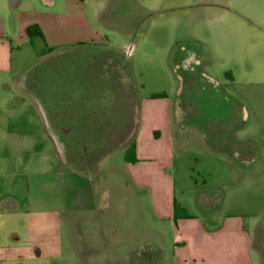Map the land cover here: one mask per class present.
I'll use <instances>...</instances> for the list:
<instances>
[{
    "label": "crops",
    "instance_id": "1",
    "mask_svg": "<svg viewBox=\"0 0 264 264\" xmlns=\"http://www.w3.org/2000/svg\"><path fill=\"white\" fill-rule=\"evenodd\" d=\"M17 9L13 0H0V264H35L50 248L51 258H59L66 218L84 228L80 214L96 210V170L116 150L124 153L132 138L137 161L126 162L123 154L122 168L149 195L158 245L166 235L172 241L168 264H251L253 235L246 220L251 216L229 195L264 184V99H256L257 87L247 83L238 89L247 90L239 93L244 103L236 101L241 112L234 119L244 129L237 135L244 155L235 158L240 165L230 164L224 151L216 160L229 175L199 191L183 183L176 168L179 142L169 97L144 96L138 102L122 54L62 48L60 40H47L41 22L36 24L46 49L41 54L22 49L31 22L16 21ZM59 24L57 18L52 22L57 29ZM27 53L38 61L25 62ZM251 144L253 155L245 148ZM51 182L57 189L50 197ZM183 187L197 192L194 203L176 198V188ZM215 190L220 196L211 203L206 194ZM174 203L189 217L174 221Z\"/></svg>",
    "mask_w": 264,
    "mask_h": 264
},
{
    "label": "rangeland",
    "instance_id": "2",
    "mask_svg": "<svg viewBox=\"0 0 264 264\" xmlns=\"http://www.w3.org/2000/svg\"><path fill=\"white\" fill-rule=\"evenodd\" d=\"M13 4L20 13L16 21L31 22L26 28L36 25L39 30L36 23L41 22L47 40H60L62 48L98 47L122 54L138 102L155 94L169 97L179 142L175 164L183 183L199 190L222 181L229 173H223L216 159L224 151L230 164L240 165L235 158L244 155L237 139L244 129L235 127L240 122L234 121L241 112L236 101L244 103L239 93L247 90L238 89L250 83L257 87L256 99H264V0H13ZM56 18L58 29L52 26ZM45 39L34 35L22 49L41 54ZM29 60L36 62L38 57L24 54V61ZM123 154L116 150L96 170V210L80 214L84 228L66 218L60 257L51 258L50 248L49 256L35 264H168L172 241L166 235L158 245L149 195L130 182L122 168ZM256 161L255 171L260 173L261 158ZM256 186L229 195L251 216H246L253 235L251 264L264 261V184ZM56 189L51 182L46 193L54 196ZM217 194L215 190L206 195L215 203ZM175 195L192 204L198 194L183 187L176 188Z\"/></svg>",
    "mask_w": 264,
    "mask_h": 264
},
{
    "label": "trees",
    "instance_id": "3",
    "mask_svg": "<svg viewBox=\"0 0 264 264\" xmlns=\"http://www.w3.org/2000/svg\"><path fill=\"white\" fill-rule=\"evenodd\" d=\"M26 35L28 38H32L34 35H39L41 36L42 33L38 29L36 25H30L25 29ZM164 95L162 94H155L152 95V97H162ZM250 147H245L251 155L254 154L256 150V145L251 144L249 145ZM124 160L126 162L134 163L137 161L136 158V151H135V140L134 138L130 139V141L127 143V145L124 148ZM179 217H189V215L186 213L184 208L180 207L177 203H174V208H173V219L174 221L177 220Z\"/></svg>",
    "mask_w": 264,
    "mask_h": 264
},
{
    "label": "built area",
    "instance_id": "4",
    "mask_svg": "<svg viewBox=\"0 0 264 264\" xmlns=\"http://www.w3.org/2000/svg\"><path fill=\"white\" fill-rule=\"evenodd\" d=\"M128 53H129V51H128Z\"/></svg>",
    "mask_w": 264,
    "mask_h": 264
}]
</instances>
